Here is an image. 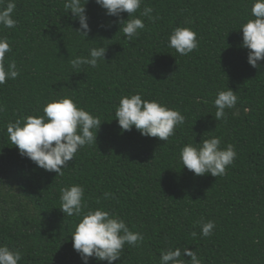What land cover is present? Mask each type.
<instances>
[{"label": "trees", "instance_id": "trees-1", "mask_svg": "<svg viewBox=\"0 0 264 264\" xmlns=\"http://www.w3.org/2000/svg\"><path fill=\"white\" fill-rule=\"evenodd\" d=\"M15 2L16 26L0 28L20 73L0 85V244L21 250L18 264H84L71 239L78 218L59 208L60 189L72 184L84 186L87 208H103L143 234L139 247L125 244L112 264H160L169 247H189L203 264H264V70L248 63L240 29L252 18V0H143L136 15L147 5L158 19L143 17L145 28L132 40L95 0L86 5V38L65 0ZM177 26L197 33L199 46L187 56L168 47ZM94 46H107L105 60L74 72L70 59ZM227 87L238 101L217 120L214 100ZM136 92L185 116L167 142L134 126L121 131L116 107ZM61 96L102 121L96 144L80 149L63 176L22 157L6 132L8 122L42 115L49 98ZM211 135L221 147L235 145L237 156L223 176L194 175L180 150ZM209 220L216 227L203 237L200 224Z\"/></svg>", "mask_w": 264, "mask_h": 264}, {"label": "clouds", "instance_id": "clouds-1", "mask_svg": "<svg viewBox=\"0 0 264 264\" xmlns=\"http://www.w3.org/2000/svg\"><path fill=\"white\" fill-rule=\"evenodd\" d=\"M89 0H65L64 9L71 12L78 20L76 32L88 36L91 31L88 23L86 5ZM105 10L107 16L117 17L119 30L124 37L132 40L145 28L143 17L155 22L153 8L145 5L139 15L143 0H95ZM16 9L15 0L0 4V28L12 29L17 20L13 18ZM127 12L125 20L121 14ZM251 17L240 27L243 39L242 47L248 49L247 61L257 69L264 70V0H252ZM122 26V27H121ZM199 46L197 33L189 26L175 27L168 37V47L181 56H187ZM12 48L6 36H0V85L8 80H15L19 75L17 64L7 54ZM107 46L91 47L88 55H78L70 59L71 68L79 71L84 65L99 67L105 60ZM238 101L236 92L227 87L219 90L214 100L215 118H226V109L235 108ZM0 106V111H3ZM42 115L29 114L10 121L6 132L11 144L16 146L19 154L31 160L37 167L63 176V169L72 161L78 151L86 146L96 144L97 133L102 121L88 110L79 107L70 96L49 98L43 105ZM115 118L121 131H131L133 126L141 135L157 137L167 142L175 135L177 127L185 122V116L178 110L168 107L156 99H144L136 92L121 96L115 110ZM237 156L235 145L228 143L221 147V138L215 135L202 137L200 142L185 144L179 153L183 165L194 175L210 173L214 177L226 174V169L234 163ZM56 175V176H57ZM115 199L110 193L104 198ZM60 210L68 217H77L78 222L71 234L72 246L84 264L90 258L99 261H113L121 257L125 244L139 247L144 236L139 231H132L123 218L110 214L103 208H87L85 188L72 184L60 189ZM216 227L215 221L200 224L201 236L210 237ZM196 237L197 233H191ZM188 256L190 259H185ZM22 260L19 249L0 244V264H18ZM160 264H203L197 252L189 247H169L162 249Z\"/></svg>", "mask_w": 264, "mask_h": 264}]
</instances>
